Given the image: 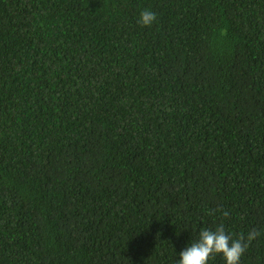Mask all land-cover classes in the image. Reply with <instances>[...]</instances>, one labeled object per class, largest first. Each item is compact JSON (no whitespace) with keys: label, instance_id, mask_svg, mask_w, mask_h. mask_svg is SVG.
I'll use <instances>...</instances> for the list:
<instances>
[{"label":"trees","instance_id":"1","mask_svg":"<svg viewBox=\"0 0 264 264\" xmlns=\"http://www.w3.org/2000/svg\"><path fill=\"white\" fill-rule=\"evenodd\" d=\"M0 264H264V0H0Z\"/></svg>","mask_w":264,"mask_h":264}]
</instances>
